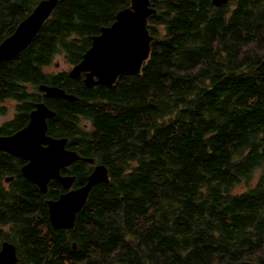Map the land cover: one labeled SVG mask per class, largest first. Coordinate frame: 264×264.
Listing matches in <instances>:
<instances>
[{"label": "trees", "instance_id": "trees-1", "mask_svg": "<svg viewBox=\"0 0 264 264\" xmlns=\"http://www.w3.org/2000/svg\"><path fill=\"white\" fill-rule=\"evenodd\" d=\"M38 1L0 0V41ZM129 4L58 0L29 45L0 64V115L14 103L0 135L42 101L55 112L46 132L109 178L72 228L53 229L45 200L61 185L50 180L41 193L21 173L25 160L0 150V243H14L16 264H264V0H150L149 55L112 85L44 70L56 55L78 63ZM41 83L76 99L46 97ZM91 168L76 160L60 172L77 187Z\"/></svg>", "mask_w": 264, "mask_h": 264}, {"label": "water", "instance_id": "water-1", "mask_svg": "<svg viewBox=\"0 0 264 264\" xmlns=\"http://www.w3.org/2000/svg\"><path fill=\"white\" fill-rule=\"evenodd\" d=\"M229 0H212L220 6ZM58 0H39L11 34L0 41V64L25 49L50 16ZM156 9L150 0H130L127 7L115 14L114 21L100 28L91 37L90 46L82 54L81 60L67 71L69 77L82 78L87 87L112 85L121 73H138L143 61L148 57L152 35L149 33L147 18ZM46 97L75 100L76 97L65 89L41 83L38 85ZM44 102L39 101L28 114L27 123L11 134L0 135V150L21 157L25 163L20 170L28 181L35 184L41 193L47 190L50 180H56L64 191L56 199H46L48 221L53 229H70L74 225L76 213L85 204L91 188L98 183L108 182V170L94 158L80 155L66 147L65 137H54L47 131V119L54 116ZM76 160L92 164L83 185L73 187L74 175L62 174V167ZM11 177L6 178V181ZM18 256L14 243L2 240L0 243V264H16ZM240 261L232 264H249ZM116 264H126L124 261Z\"/></svg>", "mask_w": 264, "mask_h": 264}, {"label": "rangeland", "instance_id": "rangeland-1", "mask_svg": "<svg viewBox=\"0 0 264 264\" xmlns=\"http://www.w3.org/2000/svg\"><path fill=\"white\" fill-rule=\"evenodd\" d=\"M121 10V9H120ZM71 65H69L65 59L61 55H56L51 64L46 66L44 70L49 73H56L60 71H69L71 69ZM1 105L4 106V114L0 115V123L7 121L12 118L14 114V103L10 100H5L1 103ZM243 185H240L238 187H242ZM244 188V187H243Z\"/></svg>", "mask_w": 264, "mask_h": 264}, {"label": "bare ground", "instance_id": "bare-ground-1", "mask_svg": "<svg viewBox=\"0 0 264 264\" xmlns=\"http://www.w3.org/2000/svg\"><path fill=\"white\" fill-rule=\"evenodd\" d=\"M55 8V7H54ZM258 49V48H257ZM202 165V164H201ZM204 172V171H203ZM206 176V175H205ZM226 200V199H225ZM224 206V205H223ZM249 264H253V263H250V262H248Z\"/></svg>", "mask_w": 264, "mask_h": 264}]
</instances>
